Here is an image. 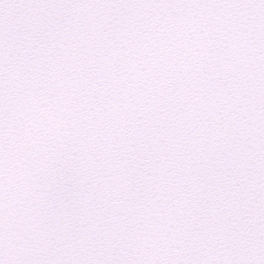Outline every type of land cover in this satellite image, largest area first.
<instances>
[{
    "label": "snow or ice",
    "instance_id": "snow-or-ice-1",
    "mask_svg": "<svg viewBox=\"0 0 264 264\" xmlns=\"http://www.w3.org/2000/svg\"><path fill=\"white\" fill-rule=\"evenodd\" d=\"M0 264H264V0H0Z\"/></svg>",
    "mask_w": 264,
    "mask_h": 264
}]
</instances>
